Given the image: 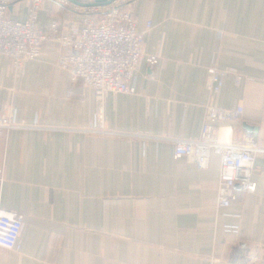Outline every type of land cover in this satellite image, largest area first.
Instances as JSON below:
<instances>
[{"label": "crops", "instance_id": "0c3cea01", "mask_svg": "<svg viewBox=\"0 0 264 264\" xmlns=\"http://www.w3.org/2000/svg\"><path fill=\"white\" fill-rule=\"evenodd\" d=\"M27 8L14 2L7 16L22 21ZM132 14L140 30L151 21L143 52L158 62L142 59L136 93L101 105L59 66L53 38L18 70L0 56V115L38 127L0 136V207L24 217L20 249L0 246V264H264V178L217 207L218 156L200 169L165 139L197 138L207 107L240 106L238 119L215 124L219 139L252 133L264 149V0H137ZM81 19L44 0L37 25ZM213 61L240 82L227 75L211 93ZM95 119L125 134L88 132ZM254 165L264 169V152Z\"/></svg>", "mask_w": 264, "mask_h": 264}, {"label": "built area", "instance_id": "2783aa9c", "mask_svg": "<svg viewBox=\"0 0 264 264\" xmlns=\"http://www.w3.org/2000/svg\"><path fill=\"white\" fill-rule=\"evenodd\" d=\"M22 0H0V56L7 57L18 70L23 63L40 55L42 44L53 38L61 49L58 64L68 69L75 79L94 91L97 105H101L109 93H136L135 71L143 59L149 68L155 67L158 54H144L143 35L151 27L147 20L143 30L138 29L132 14L137 0H109L102 5L82 6L69 0H53L70 9L82 12L80 25L66 30L57 23L42 31L37 25L38 10L44 0L27 2L24 20L17 21L7 16L9 6ZM215 60V59H214ZM209 89L217 93L227 75H233L235 83L242 76L234 69H221L213 61L207 67ZM240 106L229 109L207 107L199 136L195 139L166 137L172 142L173 157H185L200 169L207 167L211 155L219 158L217 181V207H228L235 199L234 187L247 193L256 190L253 174L264 178V169L254 165L255 156L264 149L259 147L252 133L243 135L238 143L220 140L215 124L238 119ZM38 128L16 120L14 111L0 115V136L11 129ZM88 132L103 136H117L123 132L107 129L95 119ZM22 213L0 207V246L19 250L24 226Z\"/></svg>", "mask_w": 264, "mask_h": 264}, {"label": "water", "instance_id": "95a60500", "mask_svg": "<svg viewBox=\"0 0 264 264\" xmlns=\"http://www.w3.org/2000/svg\"><path fill=\"white\" fill-rule=\"evenodd\" d=\"M69 1L82 6L102 5L109 2V0H69ZM245 128H247V130L249 131L252 130L251 129L252 127L250 126H245Z\"/></svg>", "mask_w": 264, "mask_h": 264}, {"label": "bare ground", "instance_id": "6f19581e", "mask_svg": "<svg viewBox=\"0 0 264 264\" xmlns=\"http://www.w3.org/2000/svg\"><path fill=\"white\" fill-rule=\"evenodd\" d=\"M18 2V1H17Z\"/></svg>", "mask_w": 264, "mask_h": 264}, {"label": "rangeland", "instance_id": "374dc122", "mask_svg": "<svg viewBox=\"0 0 264 264\" xmlns=\"http://www.w3.org/2000/svg\"><path fill=\"white\" fill-rule=\"evenodd\" d=\"M19 2V1H18Z\"/></svg>", "mask_w": 264, "mask_h": 264}]
</instances>
